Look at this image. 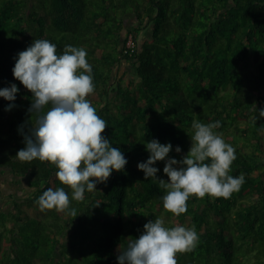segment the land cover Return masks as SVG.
I'll list each match as a JSON object with an SVG mask.
<instances>
[{
	"label": "trees",
	"instance_id": "1",
	"mask_svg": "<svg viewBox=\"0 0 264 264\" xmlns=\"http://www.w3.org/2000/svg\"><path fill=\"white\" fill-rule=\"evenodd\" d=\"M35 39L54 43L57 54L66 45L86 50L95 85L86 98L108 123L102 135L127 159L83 201L72 199L55 165L16 157L37 114L28 111L34 97L12 69ZM121 59L133 79H112ZM11 84L19 89L15 101L0 97V166L32 191L23 199L7 194L16 214L3 217L0 207V264H119L120 250L156 218L166 227L195 226L199 241L177 254L178 264H264V0H0V89ZM193 120L220 121L214 131L235 149L229 174L243 173L245 182L229 198L190 196L176 216L164 209L158 180L145 179L137 165L148 159L152 139L171 143L168 158L181 160ZM153 166L169 179L165 161ZM50 187L69 194L68 211L40 210L36 200Z\"/></svg>",
	"mask_w": 264,
	"mask_h": 264
},
{
	"label": "clouds",
	"instance_id": "2",
	"mask_svg": "<svg viewBox=\"0 0 264 264\" xmlns=\"http://www.w3.org/2000/svg\"><path fill=\"white\" fill-rule=\"evenodd\" d=\"M17 55L13 76L32 93L28 111L37 116L35 125L31 124L24 135L25 147L16 157L21 162L38 159L55 165L56 177L71 189L72 199L83 201L85 191L96 190L97 183H106L113 170L123 171L127 164L121 150L102 135L108 123L86 98L95 89L86 50L66 45L63 53L57 54L54 43L35 39ZM18 91L16 84H11L0 89V97L15 101ZM13 106L9 104L6 110ZM259 113L264 116V110ZM220 126V121L204 124L193 120L191 147L181 160L168 158L171 143L162 144L157 139L145 143L150 155L137 167L145 179L158 180L165 190L162 200L166 211L176 216L185 213L190 196L229 198L245 182L243 173L236 177L229 174L235 149L224 141L222 133L214 131ZM175 151L180 153L181 148L176 146ZM209 159L210 163L206 162ZM157 161H165L167 181L157 177L159 169L153 166ZM36 203L41 211L64 212L69 210L70 198L63 187H50ZM69 215L75 218L76 210L71 209ZM143 227L139 238L129 240L120 250L119 264H178L177 254L192 251L199 241L195 226L166 227L162 218H156Z\"/></svg>",
	"mask_w": 264,
	"mask_h": 264
},
{
	"label": "rangeland",
	"instance_id": "3",
	"mask_svg": "<svg viewBox=\"0 0 264 264\" xmlns=\"http://www.w3.org/2000/svg\"><path fill=\"white\" fill-rule=\"evenodd\" d=\"M26 2H27L28 5L31 6L35 2H36V4L39 3V0H26ZM132 19H133L132 15H127L125 17L127 26H129L132 23ZM139 40H140V37H138V39H137V46H139ZM119 48H120V45H119ZM125 62H126L125 59H121L119 62H116V64L114 65L113 71H112V79H114V78H117V79L118 78H123L126 81L127 78H130V79L134 78L135 74L133 72V69H132V66H131L130 62H128V61H127V63H125ZM249 67H250L249 69L253 68L252 65H250ZM240 126H243V122L240 123ZM5 178H8V176H6ZM13 178H14V176H13ZM12 179L9 180L10 181V184H9L10 186H12L15 183V182H13ZM26 180L27 179H24V178L21 179L20 177H17V181L18 182H16V185L18 184L19 189H20V193H17L16 191L6 192V190H3L4 191L3 193H6L4 195V198L6 200L0 199V206L3 205V204H6V208H7L6 210L7 211H11V210L15 211L16 208L14 207L13 203L6 196L9 193L13 194V196H12L13 199L14 198L23 199V198H27L28 196H30L32 189L30 187H28ZM18 206H20V205L18 204ZM19 208L20 207H18V209ZM14 211L5 212L4 210H2V212H4V215H2V216L3 217H5V216L7 217V215L12 216L13 214H16V213H14ZM0 220L4 221V219H2L1 217H0ZM5 224H7L9 227H12L13 225H15L17 223L15 221H10L9 223H5ZM0 227L4 228V225L1 222H0ZM3 234L5 235L4 238L9 236L8 230L5 229V231H3ZM10 237L11 236H9V238ZM246 258L249 259V261L247 260L246 263H250L251 262L250 258H252L251 254L248 257H246ZM253 259H254V256H253Z\"/></svg>",
	"mask_w": 264,
	"mask_h": 264
},
{
	"label": "crops",
	"instance_id": "4",
	"mask_svg": "<svg viewBox=\"0 0 264 264\" xmlns=\"http://www.w3.org/2000/svg\"><path fill=\"white\" fill-rule=\"evenodd\" d=\"M125 63H127V61ZM6 169L7 168H5V166H2V167L0 166V199H3V200H6L4 198V195L6 193H3L4 192L3 190H6V192L16 191L17 193H20L19 186H18V184L16 185V182H18L17 181V176H14L12 173H10L9 169H7V170ZM6 176H8V178H5ZM13 176H14V178H13ZM10 179H12L13 182H15L12 186L9 185L10 184V181H9ZM5 184H7L8 187H4ZM0 207L2 209L6 208V204L1 205ZM6 209H4V210H6Z\"/></svg>",
	"mask_w": 264,
	"mask_h": 264
},
{
	"label": "built area",
	"instance_id": "5",
	"mask_svg": "<svg viewBox=\"0 0 264 264\" xmlns=\"http://www.w3.org/2000/svg\"><path fill=\"white\" fill-rule=\"evenodd\" d=\"M125 48L129 49L130 52L133 51V49L136 48V46H135L134 42L132 41V38H131L130 35H128L127 40L125 42Z\"/></svg>",
	"mask_w": 264,
	"mask_h": 264
}]
</instances>
